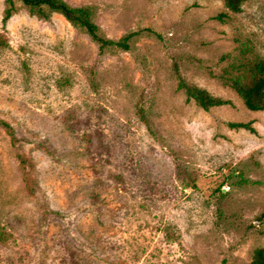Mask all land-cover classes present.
Listing matches in <instances>:
<instances>
[{"label": "rangeland", "instance_id": "1", "mask_svg": "<svg viewBox=\"0 0 264 264\" xmlns=\"http://www.w3.org/2000/svg\"><path fill=\"white\" fill-rule=\"evenodd\" d=\"M65 1L130 48L22 0L5 21L0 0V264H248L264 110L225 75L243 46L264 58V0ZM181 79L231 103L206 110Z\"/></svg>", "mask_w": 264, "mask_h": 264}, {"label": "trees", "instance_id": "2", "mask_svg": "<svg viewBox=\"0 0 264 264\" xmlns=\"http://www.w3.org/2000/svg\"><path fill=\"white\" fill-rule=\"evenodd\" d=\"M31 12L45 15L43 9L47 6L51 11L59 12L74 26L83 29L93 41L99 44L101 50L107 48H120L128 50L130 48L129 40L132 34L123 36L115 40L103 36L100 27L93 20L91 9L87 6H72L65 0H22ZM247 0H224L228 11L240 12L242 5ZM4 20H9L16 11L15 0H6ZM229 15L228 12H222L216 16L224 20ZM249 48L243 46L237 58L230 64L226 82L241 96L247 108L252 111L264 110V58L259 55H249ZM227 57V56H226ZM179 88L186 91L189 100H194L202 108L208 110L212 107L226 105L230 100L214 97L208 90L199 86L190 85L181 79ZM10 127L9 124H7ZM231 127L246 128L255 131L252 122H231ZM14 135V134H12ZM264 219V213L262 215ZM3 237L0 234V239ZM248 264H264V247L256 248L252 260Z\"/></svg>", "mask_w": 264, "mask_h": 264}]
</instances>
